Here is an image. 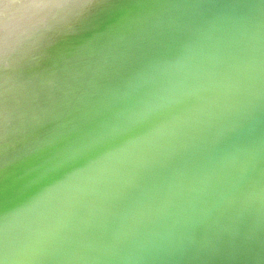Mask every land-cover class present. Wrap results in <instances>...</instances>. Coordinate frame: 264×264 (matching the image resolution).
I'll return each instance as SVG.
<instances>
[{"label": "water", "instance_id": "water-1", "mask_svg": "<svg viewBox=\"0 0 264 264\" xmlns=\"http://www.w3.org/2000/svg\"><path fill=\"white\" fill-rule=\"evenodd\" d=\"M0 10V264H264V0Z\"/></svg>", "mask_w": 264, "mask_h": 264}, {"label": "snow or ice", "instance_id": "snow-or-ice-1", "mask_svg": "<svg viewBox=\"0 0 264 264\" xmlns=\"http://www.w3.org/2000/svg\"><path fill=\"white\" fill-rule=\"evenodd\" d=\"M95 0H28L27 7L34 10L48 9L51 7H64L68 3H72L76 5L74 12L76 14L82 13L89 6H91ZM5 3H12L11 0H0V10L5 9ZM11 33L8 29H0V65H2L5 59L10 55L14 54L19 46L20 41L15 39L14 42H10L8 38V34ZM2 95V93H0ZM3 107L2 103H0V150L3 147Z\"/></svg>", "mask_w": 264, "mask_h": 264}, {"label": "clouds", "instance_id": "clouds-1", "mask_svg": "<svg viewBox=\"0 0 264 264\" xmlns=\"http://www.w3.org/2000/svg\"><path fill=\"white\" fill-rule=\"evenodd\" d=\"M49 17L47 14H41L39 16L34 17L27 26L21 29V31L17 34V38L23 36L25 33H27L31 28H35L39 25H45L48 21Z\"/></svg>", "mask_w": 264, "mask_h": 264}]
</instances>
